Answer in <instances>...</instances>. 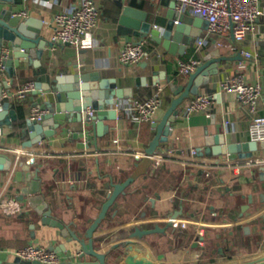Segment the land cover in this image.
<instances>
[{
  "label": "crops",
  "instance_id": "obj_1",
  "mask_svg": "<svg viewBox=\"0 0 264 264\" xmlns=\"http://www.w3.org/2000/svg\"><path fill=\"white\" fill-rule=\"evenodd\" d=\"M162 1L125 0V3L147 10L153 26L163 31L169 20V5ZM80 2L24 0L18 10L27 12L23 17L42 20V33L52 39L58 28L56 12L73 11ZM96 2L100 10L98 26L84 34L79 45L60 43L48 47L39 66L23 58L16 66L13 78L3 72V77L10 82L12 80L10 89L13 93L28 81L38 82L39 78L48 81L55 74H68L78 69L99 72L103 78H115L121 88H133V96L123 98V103L148 98L157 85L164 87L162 104L153 121H140L129 115L125 105L119 107V120L107 119L105 124L110 128L98 139V146L89 150L79 149L77 144L81 139L74 137V132L84 129L83 121H67L54 135L46 137L38 145L24 148L23 142L29 139V135L21 138L15 133L21 131L36 102H42L44 98L33 93L24 100L2 98L13 103L19 119L13 121V128L5 126L4 133L0 131V136H7V145H0V151L11 158L16 157L17 163L33 160L31 168L39 169L41 190L54 215L69 224L77 220L82 231L86 229V222L95 219L100 212L111 189L109 182L125 180L134 170L137 156H143L156 135L154 123L162 120L175 97L169 80L160 77L155 82L153 71L164 72L175 83L182 84L188 76L179 73V61L198 58L202 63L207 53L216 49L226 55H234L238 51V47L234 50L227 46L229 42L235 43L232 29L225 35H212L201 47L197 46L196 38L192 45L178 54L169 52L148 36L142 40L148 56L138 64H123L120 60L123 45L136 39L134 36L128 39L118 32L122 10L116 0ZM260 10L259 18L242 44L243 50L254 55L247 60L244 73L248 82L261 83L263 96L259 102V113H264V0H260ZM208 29H204L201 36L207 35ZM219 40L224 44L220 46ZM238 71L239 60H223L219 63V74L212 76L200 88L199 93L217 92L209 111L188 117L182 112V106L191 98L181 104L167 153L153 157L154 162L147 175L127 188V193L118 199V206L109 210L103 227L101 225L95 231L96 244L101 251L116 247L115 254L122 261L129 253L136 259L150 260L154 264H230L242 258L264 256V223L261 222L264 210L258 213L256 209L264 193L258 177L264 169V149L254 151L252 161L232 159V154L213 155L212 158L205 155L199 159L200 150L207 146V137L222 130L229 141L251 140V116L237 94L219 93L221 82ZM145 77L147 83L143 85ZM116 138L120 139L122 150L117 149ZM193 148L197 149L195 156L191 154ZM16 169L21 168L15 166ZM14 177L13 170H0V198L16 197L25 205V210L8 215L0 209V250L15 255L18 248L36 243L57 250L65 260L73 259L82 249L81 245L77 241L68 242L67 238L59 235L58 228L43 223L28 195L20 199L21 188L26 182L15 181ZM256 184L259 189L254 188ZM250 218L255 221H250ZM157 225L166 231L125 240L137 227L153 228ZM246 226L249 230L245 229ZM200 231L204 234L201 235ZM220 247L225 253L219 252ZM161 253L164 256L159 258Z\"/></svg>",
  "mask_w": 264,
  "mask_h": 264
},
{
  "label": "water",
  "instance_id": "obj_2",
  "mask_svg": "<svg viewBox=\"0 0 264 264\" xmlns=\"http://www.w3.org/2000/svg\"><path fill=\"white\" fill-rule=\"evenodd\" d=\"M24 0H0V62L3 53L8 49L7 57L3 58L5 72L13 78L16 74V66H19L23 58L40 65L48 47H54L56 44L63 43L62 40H53L47 38L42 32L44 24L42 20L34 17H23L19 14V4ZM121 8L119 18L118 32L125 35L128 39L134 36L137 42H141L145 37H151L159 44L163 45L173 54L182 53L184 49L193 44L196 38H201L204 29L209 28V21L201 16L192 14L189 10L179 12L176 9V0H163L169 5V20L163 31L155 28L149 19V12L133 4H126L124 0H116ZM232 38L238 47L234 55L222 54L220 49L207 53L205 60L197 69L188 75L185 83H175L170 75L158 70L153 71L155 82L161 78L169 80L170 87L175 93L170 106L166 110L163 118L155 122L156 135L149 143L142 157H137L135 168L125 180L118 182H109L111 187L107 199L100 207V212L95 219L86 222L85 231L80 228V223L75 220L71 224L64 222L54 215L53 208L45 199L41 190V177L39 169L32 170L33 160L19 161L17 158H11L10 155L0 151V170L14 171L15 181H24L26 184L21 188L20 199L28 195V200L35 210L42 216V221L59 229V235L67 238L68 242L77 241L81 245V250L76 252V256L71 260H64L58 264H154V262L145 259H136L132 254H127L122 261L115 252L116 247L107 251H101L95 238V231L100 228L109 216V210L118 206L120 196L127 193V188L138 178L147 175L152 163L153 157L157 154L165 155L172 134V129L181 113V104L186 99H192L199 94L200 88L205 86L213 77L219 74V63L223 60H242L243 44L235 38L234 32ZM0 69V128L4 133L5 126L13 128V121L19 119L17 110L13 107L10 100L2 99L5 88L11 96L12 80L3 77ZM37 82V89L34 95H42L43 101L36 102V106L44 110L41 120H35L27 117L23 122L20 132L15 133L16 137L29 139L23 142L24 148H30L38 145L46 137L54 135L58 129L65 125L67 121H83L85 126L80 132H74V137L81 139L78 142L79 149H91L98 146V139L103 136L105 130L110 126L105 124L107 119L119 120L118 108L129 103H123L125 97L133 96V88H121L117 85L115 78H103L99 72H87L80 69L68 74H55L48 81L41 78ZM143 85L147 83V77L142 79ZM139 84V83H138ZM95 110V115L91 118L87 112L88 108ZM0 145H7V136H0ZM264 149V140H246L229 141L225 131L218 132L213 136L207 137V146L199 152V159L205 155L210 158L213 155L232 154V159L238 158L240 161H252L254 151ZM19 166L21 169H15ZM259 179L264 186V169L259 172ZM258 184L254 186L258 188ZM253 202V199H251ZM264 193L261 195V204L256 207L257 212L264 210ZM177 214V213H176ZM250 216V215H249ZM255 219L250 218V221ZM261 222L264 223V214L261 216ZM74 226L75 228H72ZM103 227V225H102ZM249 230V226L245 227ZM166 228L155 226L153 228L137 227L131 237H144L157 232H165ZM231 231V235H233ZM221 237V235H219ZM204 239V236H202ZM227 240V239H226ZM230 242L231 240L228 239ZM67 250V248H65ZM220 253H225L223 247L219 248ZM164 253L159 254L162 258ZM0 264H47L40 260H25L18 255H12L6 250H0ZM230 264H264V256H256L252 259L242 258L239 262Z\"/></svg>",
  "mask_w": 264,
  "mask_h": 264
},
{
  "label": "built area",
  "instance_id": "obj_3",
  "mask_svg": "<svg viewBox=\"0 0 264 264\" xmlns=\"http://www.w3.org/2000/svg\"><path fill=\"white\" fill-rule=\"evenodd\" d=\"M125 1V0H124ZM176 9L179 12L189 10L192 14L201 16L209 21L207 35L201 36L197 41V46L201 47L212 35L228 34L231 29L235 38L242 42L252 29L254 22L261 14L260 0H176ZM20 15H27L26 11L20 12ZM100 10L96 0H81L78 7L73 11H57L55 20L58 28L54 33L53 40H62L63 43L79 45L84 34L93 31L99 22ZM157 26V25H155ZM221 46L222 41H217ZM227 46L236 49L237 45L233 42L227 43ZM7 49L2 55L0 69L5 72L3 58L7 57ZM245 59L239 60V71L233 76L226 78L221 82L219 93L234 92L239 101L246 108L251 116L249 132L251 139L264 140V113H259V102L263 96V87L261 83H250L246 79L244 70L247 68V60L254 57L253 53L243 50ZM148 56L144 42L128 40L123 45L120 52V60L123 64L134 65L143 61ZM201 64L198 58H191L187 61H179L178 71L185 76L194 72ZM37 89L36 81H28L10 96L5 90L3 97H11L13 100H24ZM163 85H157L155 92L148 98L135 99L132 103L126 104L124 109L129 115L136 116L140 121H153L154 115L162 104ZM217 92H201L182 106V112L190 117L198 112H207L211 109L215 101ZM2 97V98H3ZM44 110L34 105L29 113V118L41 120ZM89 116L95 115V110L88 108ZM1 131V130H0ZM114 143L118 150L123 146L120 139L116 138ZM191 154L195 156L197 149L193 148ZM140 157V156H137ZM0 209L8 215H14L24 212L25 205L16 197L7 196L0 198ZM203 235L204 232L200 231ZM15 255L25 260H40L47 264H58L65 259L60 252L45 245L31 243L18 248Z\"/></svg>",
  "mask_w": 264,
  "mask_h": 264
}]
</instances>
